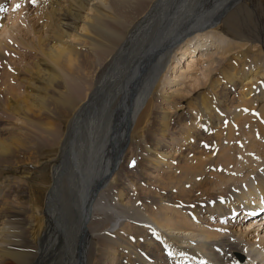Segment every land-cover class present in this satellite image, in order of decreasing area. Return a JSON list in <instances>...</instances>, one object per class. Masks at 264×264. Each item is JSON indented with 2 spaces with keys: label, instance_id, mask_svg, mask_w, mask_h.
<instances>
[{
  "label": "bare ground",
  "instance_id": "1",
  "mask_svg": "<svg viewBox=\"0 0 264 264\" xmlns=\"http://www.w3.org/2000/svg\"><path fill=\"white\" fill-rule=\"evenodd\" d=\"M112 1L116 27L113 50L106 62L108 70L100 78L107 74L113 79L112 107L100 100L95 114H85L95 99L94 91L85 103H76L65 87L56 84L57 91L53 81L62 79L58 67L68 70L85 65L90 42L102 32L96 22L106 0H41L43 8L38 4L32 10L37 9L34 12L42 19L33 30L40 45L27 47H37L43 57L19 73L16 79L23 83L24 91L7 110L22 114L20 122L30 121L39 131L42 127L44 130L28 132L23 125L13 129L15 122L1 123L0 163L24 158L33 164L34 151L53 144L56 129L49 118L56 111L66 114L67 131L61 135L54 157L50 151L46 160L49 172L39 176V183L28 177L5 175L0 167V264H244V246L250 251L259 243L264 249V234L240 227L249 216H260L264 224V66L255 59L249 63V44L261 43L264 50V10L257 9L260 2ZM7 4L8 0H0V24ZM17 22L20 25L22 21ZM122 28L127 31H120ZM215 31L232 39L219 61L212 58V64H218L206 69L211 81L205 84L210 88L195 98L184 99V90L174 87L175 81L196 75L195 71L202 69V60L209 61L210 57L202 54L206 49L203 45L198 47L199 53L189 55L194 52L190 42L204 40ZM4 37L0 36V46L13 50L10 39ZM186 54L190 60L180 71ZM4 59L9 62H0L1 69L12 68L10 52ZM3 76L0 72V79ZM234 86L238 88L235 104L233 99L228 101L229 92H224ZM183 101L194 110L193 118H182L174 110ZM34 114L46 119L38 121ZM173 119L181 123V142L192 158L183 156L186 152L180 151V142L179 152L174 153L175 136L170 137L171 142L165 138L174 133L176 126H170ZM194 123L202 130H197ZM149 130L152 144L145 142L146 136L150 138ZM239 134L260 137L258 141L249 140L259 159L258 168L250 169L252 177L243 178L242 183L233 176L238 168L232 167L245 168L251 163L234 155L235 142L239 144L242 138ZM195 140L198 144L203 141L207 151H192L189 144ZM16 142L24 148L19 156ZM140 142H145L140 159L147 180L141 179L148 192L134 199L145 203L137 215L145 224H133L132 229L119 230L110 237L98 234L91 224L99 214L98 204L105 189L116 184L119 199L127 203L130 189L117 177L127 169L122 164L128 160L125 157L130 155L131 145L140 147ZM23 164L17 160L7 165L13 169ZM28 183L35 185L33 191L41 198L32 205ZM212 221L217 222L213 228ZM255 235L256 240H251ZM257 254L248 264H264L255 259Z\"/></svg>",
  "mask_w": 264,
  "mask_h": 264
},
{
  "label": "rangeland",
  "instance_id": "2",
  "mask_svg": "<svg viewBox=\"0 0 264 264\" xmlns=\"http://www.w3.org/2000/svg\"><path fill=\"white\" fill-rule=\"evenodd\" d=\"M250 1H253V3L259 1L260 4L257 9L261 11L264 10V0H245L244 3H247V2L249 3ZM15 2H17L19 5L17 4L16 7L12 8L15 5ZM27 3H28L27 0H8V4L5 7V10L7 9V11L4 15V19L2 20L0 24V34H1L0 36L4 37L6 35L7 37H4V38L10 39V45L13 48V50L11 49L7 50L3 44L0 46V57L2 58L1 59L2 61L0 62L2 64H7L9 62V61H6L7 59L6 57H5L6 59H4V56H6L7 53L10 52V56L12 57L10 61L12 64V68L10 67L8 69V66H7V70L3 68L5 69L4 71L3 69H1L2 66L0 67V72L1 73L4 72V76L0 79V87H1L0 89L2 90V93H0V96H1L0 97V103H1L0 104V124L4 122H12V123L15 122L16 124L12 126L13 129H18L20 126L23 125L29 128L28 132H33L34 130H37L39 133H43L40 131H43L44 127H42L39 131L37 128H35V125H30V121L20 122V118L22 117V114L13 115L12 113H9V111L7 110V107L10 104V102L15 100L18 97H21L24 91L23 83L19 79H16L19 73L23 74L26 66H30L38 57H43L42 52L37 47H30V48L27 47L29 45H33V43L36 44V46L40 45L39 40H37V35L34 34L33 30L38 26V24L42 21V19L38 18V16H40L38 12H34L37 9H35L34 11L32 10L38 4L42 5V2L41 0H30L29 2L31 3L30 6H28L29 3L28 4ZM25 4H27V6H25ZM41 8H43V5ZM100 12L102 14L100 13V15H97L98 17H97L96 24L100 26L102 32L100 34L98 33V35H94V40L90 42L89 44L90 52L87 54L85 53V59H86L85 65L74 66L73 68H70L68 70L60 69L58 67L57 70L62 79H54L53 81V86L57 91H59V89L56 87V84L61 87H65L69 96L73 98L76 103L77 102L81 104L85 103L90 93L94 91L95 99L89 105L90 107L85 109V114L87 113V111L89 112L91 111L90 113L95 114L97 104L99 103L100 100H102V102H108L109 106L112 107V100L110 98L113 97V79H109L106 76L107 74H105V76L102 79L100 78L102 74L108 70L106 66V62L109 61L110 52H112L113 50V26H114L113 25V1L106 0L105 5L101 8ZM2 13H3V10L0 11V14ZM18 20L20 22L22 21L20 25H18V22H17ZM17 26H20V27L15 29V27ZM120 31H127V30L122 28L120 29ZM200 37H202V35H200ZM231 39L232 38L230 36L228 37L227 34L225 35L221 31H215V32H209L208 37H205L204 40L202 39V40L197 41L193 39L190 42V50H194V52L188 53L189 55L194 54L195 52L199 53L200 50L198 51V47L200 49L202 48V45H203V46H206L205 47L206 49L202 51V54L206 52L205 57L207 56H210V57H208L209 61L202 60V63L204 62L202 64V69L195 71L197 72L198 75L196 74L192 77H186L185 79L180 78L181 80L178 79V81H175L174 87L183 88L184 99L195 98L197 97L199 93L204 92V91L206 92L210 88V87H207V85L205 84L206 82L211 81L210 79L211 76L208 75V71L206 69L210 67V64H212V60H213L212 58L216 57L218 61L221 59L219 55L225 52V50L227 49V42L228 40H231ZM202 41L205 43L202 44L201 43ZM260 45L262 44L261 43H256L255 45L249 44L250 47L252 46L250 57H249V60H250L249 63H252L253 62L252 60L255 59V61H259V63L264 66V50L263 48H261ZM209 46L211 48H209ZM259 47L261 50H259ZM189 55L186 57H183V60H184L183 64L179 65L180 71L183 68H185L187 61L190 60ZM171 60H173V57H171ZM217 64L218 62L212 65L215 66ZM181 65L183 67H181ZM200 72H204V75H201ZM221 81L223 82V80ZM162 86H164V84H162L161 87ZM97 87L99 88L97 89ZM223 87H225L224 84H223ZM233 89L232 88L230 89L228 87V89L226 88L224 92L228 91L229 92L228 101H232L233 99V102H234L235 98L238 99L236 97L237 96L236 92L238 88L234 86ZM233 104H235V102ZM188 105L189 104L186 101H183L179 106L174 108V110H177L178 111L177 113H181L182 118H185L187 116L190 117L192 115L194 116V110L192 109V107ZM260 106H261V103H259L258 106H256L255 112L258 113ZM80 117L82 118L84 117V115ZM34 118L38 121H42L43 119H46L44 117H41L39 114H34ZM65 118H66V114L63 113V111L61 110L56 111L55 113L51 115V117L49 118V120L51 121L50 122L51 126H53V128L56 129L54 132L55 137L52 136V138L54 137L53 144L43 145L41 148L37 147L38 149L34 151L36 153L35 154L33 153V156H32L33 160L31 163L33 164H30V162H28V160L24 158L12 159L9 161V163L19 160V162L24 163L23 164L24 166L21 165L19 168L12 169V168H8V165H7L9 164L8 162L7 163L3 162V164L0 163V167L3 166L1 169H3L4 172L2 171V173H5V175L28 177L27 179L33 180L39 183L41 180L39 176L44 175V174L46 175L49 172L50 165L47 164L46 160H47V157L50 156L49 155L50 151L52 150L51 157H54L56 154L57 146L59 144V139H61L62 138L61 135L67 131L66 130L67 122ZM177 121L178 119H173L170 123V126H173V127L176 126L174 128V133H172L169 136L165 135V138L169 142L172 141L170 137L172 138L175 136V139L173 140V144H172V147L174 148L173 150H175L174 152L175 154L179 152L177 151V149L178 150L180 149L179 147L180 143L182 144L181 142L182 136L180 135V131H179L180 130L179 127L181 123L180 121L178 122ZM195 121L196 119H193V122ZM184 122H188V120ZM195 127H197L196 129L199 131L202 130L200 124H198V126L197 124H195ZM18 133H19V130H18ZM239 136L242 137L241 140H239L240 143L237 144V142H235V145H236L237 151H240V149L241 151L240 153L235 151L238 154L234 152V155L237 157V159H242V161L244 162L249 161L251 163V164L248 163V166L245 168L240 167L241 166L240 164H239L240 165L239 167H236L237 165L232 167V168H238L237 170H233L234 171L233 176L236 178V180L238 179L237 183L238 182L242 183L243 178L246 177L245 180L247 179L250 180V178L252 177V173L250 169L258 168L256 163H258L259 159L257 157V153L251 150V145H249V140L258 141L260 137L252 139L253 137L251 134L250 136L239 134ZM149 137L151 138V140L150 138H147L146 136L145 142L148 141V144H152L153 139H152L150 130H149ZM134 141L136 142V139H134L133 142ZM194 142H191V144H189V147L190 149H192V151L196 152L198 150L201 153L207 151V148L203 144V141H200L199 144L197 140H195ZM139 145L140 147L138 146L134 147L133 145H131L130 155L127 154L125 157V159L128 158V160L122 164V168H124V166L126 165L127 169L122 170L121 173H119L120 174L118 176L119 178L117 177V180H119V182L121 180L123 185L128 190L130 189V195L128 196V198H126L128 204L127 203L125 204L124 203L125 201L121 202V200L119 199L117 192H116V188H117L116 184H112L109 186L110 188L113 187L111 190L109 187H108L109 189L108 188L105 189L107 191L106 192L104 191L105 193H103L104 195H102L103 199L98 204L99 214L95 216L96 220L94 219V223L91 224L92 229L96 230L98 234L100 233L103 236L110 237L112 233L114 236V233H116L119 230L126 231L127 229H132L133 224H139V225L145 224L144 222L138 220V217H137L138 213L142 212L145 203L144 202L142 203L138 199L137 200L134 199L135 197H137L138 194L142 192H148V190L146 189V185L143 182L144 180H147V176L144 173V168H142L143 159H140L141 155L144 154L143 149H141L142 148L141 146L143 145L141 142ZM15 146L18 149L15 152L17 156H19L20 154L24 152V148L19 143L16 142ZM182 146L183 147L181 148L180 151L186 152L183 154V156L185 158H192L193 155L190 152H188V150H186L187 146L184 143L182 144ZM197 146L199 148L195 150ZM135 155H137V160L135 158ZM194 155H198V154L195 153ZM35 160L39 161V165L36 166L37 163ZM63 171L65 172V170ZM218 172H220L219 169H218ZM34 187H35L34 184H30V183L27 184V190H28L27 192L29 193L30 196L33 197V199L29 201L30 202L29 204L31 205L34 204L35 201H40L41 199L40 196H38L33 191ZM150 189H153V188H150ZM129 202L131 203V205ZM101 207L103 208L101 209ZM253 218H254L253 216H249L245 219V221H241L240 227L243 229H245L244 227H246L247 229L245 230H251L253 234H258V235L264 234V227H262L264 226V224L262 221H261L262 223L259 221L260 216H257L256 217L257 219L254 218L256 220H253ZM250 219H252L253 221H251ZM212 222H213L212 223L213 225H210V226H212L213 228L217 224V222L216 221H212ZM204 226L205 228H208L207 225H203V227ZM210 226L209 228H211ZM215 228L218 229L217 227ZM256 236L257 235H255V237H251L252 238L251 240H256ZM245 248L246 247L244 246L243 252H242V253H245L243 255L244 261H241V263L248 264V260H250L251 259L250 257H252V255L256 252H258V254L256 255L257 259H259V261L264 263V249H261V246L259 243H256V245H254L250 251H245ZM108 263H111V262H107V264Z\"/></svg>",
  "mask_w": 264,
  "mask_h": 264
}]
</instances>
